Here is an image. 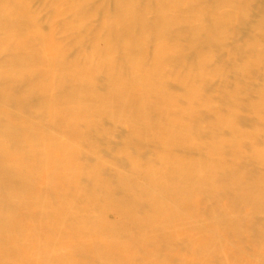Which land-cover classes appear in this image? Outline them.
I'll return each mask as SVG.
<instances>
[{"label":"bare ground","instance_id":"obj_1","mask_svg":"<svg viewBox=\"0 0 264 264\" xmlns=\"http://www.w3.org/2000/svg\"><path fill=\"white\" fill-rule=\"evenodd\" d=\"M97 1L48 0L64 21L42 33L30 0H0V264H264V82L241 103L264 67V0ZM226 70L238 84L209 88Z\"/></svg>","mask_w":264,"mask_h":264},{"label":"rangeland","instance_id":"obj_2","mask_svg":"<svg viewBox=\"0 0 264 264\" xmlns=\"http://www.w3.org/2000/svg\"><path fill=\"white\" fill-rule=\"evenodd\" d=\"M110 0H98L97 1V4L100 6H103L105 7V9L111 11L112 10V5H111V1L109 2ZM260 1V0H259ZM48 2V0H30V2L28 3V6H27V9L30 11V13H33L34 14V17H35V20L39 23L38 27H39V31L42 32V33H48L49 32V29H48V25L47 23H53L54 26H58V25H61V23L64 21V17H56L53 15V9L49 8V7H46V3ZM258 2V1H257ZM45 3V6L43 5ZM109 3V4H108ZM261 3V1H260ZM260 3L257 4V6H260ZM257 6L255 7H252L251 8V11H250V15H249V21L247 22V25H252L253 22L257 21V17H254V12L255 10H257ZM83 10H87V7H84ZM66 18V17H65ZM256 18V20H255ZM50 20V21H49ZM256 23V22H255ZM252 27V26H250ZM249 28V27H247ZM245 28V29H242V32L240 33V35L236 38L235 37H228L225 42V48L226 49H229L231 47H236V46H240L239 48H243L245 43L247 42V38L248 36L250 35V31ZM50 35L52 37V39L55 41V42H59L61 44H65L66 42V45H74L75 42H74V39H76V36L77 34L75 33H70V34H65L61 29L59 28H55L53 29L51 32H50ZM256 40L258 41L257 43H259L260 47L264 50V40L261 38V36L258 34L256 35ZM65 45V46H66ZM77 46V45H75ZM187 50V49H185ZM185 52V51H183ZM195 52V51H194ZM186 56L189 58L187 61L188 63H190V61L192 60V56L194 55L193 52L191 51H186ZM193 54V55H192ZM79 55V51H78V47H70V56L71 58L73 57H76ZM224 55V54H223ZM223 55H218L216 57H214V59H212L209 63V68L210 69H216L217 67L220 68H225L222 66V63H223V58L222 56ZM0 61H1V58H0ZM182 70V69H181ZM184 70V69H183ZM74 71L75 73L78 71V68H74ZM160 74L163 73L162 70H160ZM258 73L262 71V73H259V79L256 80L254 83L255 84H252L251 86L249 85V92L246 94V95H243L242 97V105H247L248 103H253L257 100V91L259 90V88H261V86L263 85V82H264V67H259L257 69ZM159 74V73H158ZM159 74V75H160ZM76 75V74H75ZM164 75L168 78H166V81L164 82L163 84V87H164V90L167 92V93H170L172 92L175 87L174 85L172 84L173 81H171L173 79L172 75L170 73H166L164 72ZM221 76H224V78L229 82V84L231 86H226L224 89L227 91V92H230L233 88V86L237 85L238 84V80L237 78L235 79L233 75H231V73L229 71H223V73H221L219 76H217L212 83H210V87L209 88H213L214 86H216L217 84L220 83V77ZM95 83H98L97 80L95 81ZM244 88V87H242ZM179 103H183V101H180V102H176V105L177 106H184V105H181ZM105 119H108V118H105ZM104 121L106 122L107 120ZM243 119H249V117L247 115H243ZM240 122V121H239ZM240 127H243V128H246V126L244 125H240ZM60 139H62V141L68 143L70 146L72 147H78L77 146V142L75 141H71V140H68L66 137L64 136H61L59 137ZM116 142H118V139L116 140ZM98 147L101 146V143H97ZM243 145V144H242ZM241 145V146H242ZM246 146V145H245ZM245 146L243 148L242 146V149H245ZM97 156H100V157H97L94 152H91L90 154H86L87 157L86 158H92L94 160H91L87 159L89 162L91 161H98L101 165H103L104 167V176H106V178H108L109 180H117V179H123V180H126L128 182H131V183H135L137 185H141L142 184V181L131 175L128 171H126V169H124L123 167V161L120 160L118 162H114L112 163L111 160H108L107 158H104L102 155H100V153L98 152H95ZM98 153V154H97ZM102 156V157H101ZM100 158V159H99ZM92 163V162H91ZM107 173V175H105ZM41 187V188H40ZM39 188H40V192H45V186L43 188V186L41 185ZM37 188V189H39ZM148 191H152L154 193H157L156 191H153V189H150V188H147ZM174 208L176 209H179V210H182L180 208V206L176 203H170ZM105 220L107 222H112L114 220V214L112 212H109L105 215ZM199 228L201 229H204L206 230V226L202 223H200L199 225ZM218 237H220L221 240H226L225 237H223L222 235H219ZM250 260V258H249ZM251 260L253 262H258L260 261L259 257H255V256H252L251 257Z\"/></svg>","mask_w":264,"mask_h":264}]
</instances>
